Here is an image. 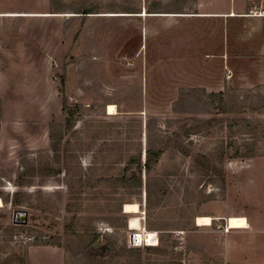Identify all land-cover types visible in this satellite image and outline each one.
<instances>
[{"label":"rangeland","instance_id":"rangeland-1","mask_svg":"<svg viewBox=\"0 0 264 264\" xmlns=\"http://www.w3.org/2000/svg\"><path fill=\"white\" fill-rule=\"evenodd\" d=\"M193 1L0 0V264H28L36 246L60 248L65 264H229L213 249L227 235L246 249L233 251L234 264H264V86L223 95L181 89L172 103L160 72L149 85L145 73L142 85L126 83L147 56L160 54L161 37H145L147 25L161 30L148 13L184 12ZM248 7L250 16L264 17V0ZM24 13L35 18L19 20ZM257 26L233 28L242 34ZM85 39L95 45L88 74ZM101 46L123 85H102L112 81L92 57ZM20 49L53 65L46 51L56 52L62 68L23 72L13 65L24 60ZM124 58L137 60L136 69ZM110 105L116 115H108ZM148 150L162 155L139 175ZM125 204H138L140 213L125 214ZM16 211L27 212L26 225L14 222ZM201 216L212 225L198 227ZM232 216L245 217L250 229L224 234ZM135 217L158 234L150 253L128 246ZM178 232L184 250L175 252ZM203 248V263L194 262L192 252Z\"/></svg>","mask_w":264,"mask_h":264},{"label":"crops","instance_id":"crops-1","mask_svg":"<svg viewBox=\"0 0 264 264\" xmlns=\"http://www.w3.org/2000/svg\"><path fill=\"white\" fill-rule=\"evenodd\" d=\"M249 1L196 0L192 2L193 6L184 12L148 13L147 22H156L157 25H161V30H156L151 25H147L145 37L146 39L154 36L161 37V43L157 45V48H160V54L155 56L154 59L152 52L149 53L151 56L148 54L146 62L143 61V65L140 66L141 70L136 71L137 77L133 75V77L127 78L126 83L129 85H142L138 81V75L145 73L147 78H144L143 85H149L147 82L150 74L160 72L161 85H169L168 93L171 89L172 97H175L172 103L177 99V94L181 89H204L209 94L223 95L229 90H246L264 86V17L247 14ZM38 15L41 16L40 18H51L50 15L46 14ZM1 16L3 15L1 14ZM17 18L26 21L28 18L35 17H33V14L24 13L18 14ZM50 20L55 23L58 22V19ZM241 23L258 25L259 28L250 30V33H235L233 26ZM252 37L259 38V46H254L252 43L248 45L243 43L245 39ZM101 41H97V46H100ZM91 45L88 39H85V48L88 49V52L85 51L87 52L85 63L89 62L85 64V74L89 72L87 66L90 65L88 59L91 55L88 53ZM105 49V46L99 47L96 50V55L92 56L97 57L98 60L100 59L101 64L98 73L103 72L101 74L105 75L107 73L108 77L106 79L112 81L107 84L108 82L105 80L102 85H123L121 73L116 63L109 61V50L106 51ZM7 53L9 52L7 51ZM18 54L24 60L16 61V64L13 65L17 66L19 64L23 68V72L32 69L29 72L52 73L56 69L62 68L56 52L54 54L46 51L47 57L53 59L55 65L44 60L46 57L44 54H42L41 60L36 58L35 53L27 52L25 49H20ZM19 56L18 60H20ZM2 59L0 60V66ZM129 60L133 63V67L129 66L131 67L129 69L131 71L135 70L137 60ZM74 67L69 65L68 72H73ZM227 70L232 73L230 79H226ZM80 72H84V69L82 68ZM229 236H226L225 242L221 246L215 245L213 249L218 252L221 251L225 257L224 259H228V263L232 264L234 261L232 258L233 251L241 250L244 253L246 249H243L239 243L227 242ZM205 252V248L198 250L195 254L192 252V260L203 263L202 255ZM39 260L41 263H39ZM28 264H65V254L58 247L36 246L29 251ZM235 264L237 263L235 262Z\"/></svg>","mask_w":264,"mask_h":264},{"label":"bare ground","instance_id":"bare-ground-1","mask_svg":"<svg viewBox=\"0 0 264 264\" xmlns=\"http://www.w3.org/2000/svg\"><path fill=\"white\" fill-rule=\"evenodd\" d=\"M114 16V15H111ZM108 115H116L117 114V109L115 105H110L108 110ZM0 208H2V201L0 200ZM124 213L128 214V215H138L140 213V207L138 204H125L124 205ZM212 221L213 219L211 217H198L196 218V225L198 227H210L212 225ZM129 228L132 231H142L143 227L141 224V219L135 217L132 218L129 221ZM227 228L229 229V231L232 230H248L250 229V225L248 220L245 217H235L232 216L230 218H228V222H227ZM148 236L146 238H151L152 237V232H148L146 231ZM142 234V233H141ZM140 234V235H141ZM140 237V236H139ZM144 236L141 235V238H143Z\"/></svg>","mask_w":264,"mask_h":264},{"label":"built area","instance_id":"built-area-1","mask_svg":"<svg viewBox=\"0 0 264 264\" xmlns=\"http://www.w3.org/2000/svg\"><path fill=\"white\" fill-rule=\"evenodd\" d=\"M123 61L128 64L129 66H133V63L127 59V58H124ZM231 76L230 74L228 73L227 74V79H230ZM132 231V230H131ZM224 234H228L230 231L229 229L226 227L224 229ZM142 233V234H141ZM144 236L143 238H141V235ZM176 236L180 237L179 239V245L175 246L173 248V250L175 252H180L182 250H184V247H182V240H183V235L184 233H181V232H178V233H175ZM140 236V237H139ZM148 236L146 230L143 228L142 232L141 231H132L130 237H129V240H128V246L130 248H141V247H144V246H150V247H159L160 246V239L158 237V234L157 233H154L152 232V237L151 238H146Z\"/></svg>","mask_w":264,"mask_h":264},{"label":"trees","instance_id":"trees-1","mask_svg":"<svg viewBox=\"0 0 264 264\" xmlns=\"http://www.w3.org/2000/svg\"><path fill=\"white\" fill-rule=\"evenodd\" d=\"M81 14H84L85 16H87V15H92V14H95V13L84 12V13H81ZM128 14H132V13H128ZM66 125H67V129L71 128V122H70L69 119L66 120ZM161 155H162L161 152H152L151 150H148L146 152L145 164L142 165L141 161L139 163V166H138L139 167L138 168L139 175H142L143 171H145L146 174H150L152 169H153V166L155 164H157V162L159 161ZM139 185H141V183H139ZM13 204L15 206H19V202L18 201L13 203ZM154 248H156V247L145 246L144 251L146 253H150V252H152L154 250Z\"/></svg>","mask_w":264,"mask_h":264},{"label":"water","instance_id":"water-1","mask_svg":"<svg viewBox=\"0 0 264 264\" xmlns=\"http://www.w3.org/2000/svg\"><path fill=\"white\" fill-rule=\"evenodd\" d=\"M27 212L25 211H16L14 213V222L16 224H20V225H26L27 224Z\"/></svg>","mask_w":264,"mask_h":264}]
</instances>
